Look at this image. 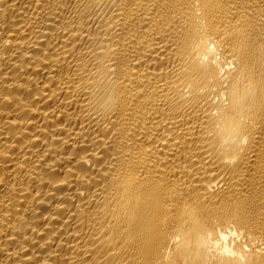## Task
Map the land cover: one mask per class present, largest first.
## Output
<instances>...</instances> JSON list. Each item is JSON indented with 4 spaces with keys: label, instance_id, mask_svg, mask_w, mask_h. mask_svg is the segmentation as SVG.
I'll list each match as a JSON object with an SVG mask.
<instances>
[{
    "label": "bare ground",
    "instance_id": "1",
    "mask_svg": "<svg viewBox=\"0 0 264 264\" xmlns=\"http://www.w3.org/2000/svg\"><path fill=\"white\" fill-rule=\"evenodd\" d=\"M0 264H264V0H0Z\"/></svg>",
    "mask_w": 264,
    "mask_h": 264
}]
</instances>
